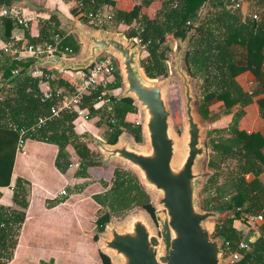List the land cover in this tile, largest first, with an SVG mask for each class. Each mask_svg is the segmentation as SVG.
Returning <instances> with one entry per match:
<instances>
[{"label": "trees", "instance_id": "1", "mask_svg": "<svg viewBox=\"0 0 264 264\" xmlns=\"http://www.w3.org/2000/svg\"><path fill=\"white\" fill-rule=\"evenodd\" d=\"M81 1L83 7H72L70 16H67L69 19L73 20L81 11L99 6L110 7L118 24L125 27L136 25L124 33L127 38L140 35L144 40L151 41L149 62L147 65H141L144 75L151 80L170 76L167 60L172 53V47L170 44L164 45L167 37L174 41L178 38L184 40L194 23L199 21L189 40L183 59L184 67L194 82L201 80L202 97L196 103L201 121L212 124L223 116L231 115L225 130L209 129L205 131V136L211 140L212 150L220 161L225 164L235 161L236 166L235 172L231 169L225 172L227 191H220L217 186L214 190L211 189V192L216 193L218 200L216 203L203 204L202 207L208 211H224L222 219L213 225L210 235L212 238L222 236L223 242H229L230 251H237V244L243 239V235L236 229L235 223L247 226V218L258 213L264 202V186L260 181V176L264 174V135L259 131L247 134L245 129L238 127L244 116V108L252 102L256 104L258 116L264 118V0H252L255 12L247 17L234 8V0H140L139 4L127 10L117 9V0ZM156 1L161 2V8L155 18L149 19L144 12ZM2 2L0 1L1 4ZM4 4L6 7H13L11 0H4ZM204 10L205 13L202 14ZM78 20L83 21V18ZM1 22L5 27L1 38L8 43L11 27L8 28L7 23L12 21ZM62 28L56 16L39 19L38 35L35 39L26 35L27 44L50 42L54 35H60L61 47H68L74 54L77 53L78 42L73 39L72 34L64 37ZM104 28L108 30L107 27ZM32 65V60L17 61L0 52V189L12 187L15 206L9 209L0 206V264H5L13 256L16 239L12 238V233L21 228L28 206V181L16 178L14 184L11 183L20 131H26L24 140L53 144L58 148L55 167L60 172H65L69 165L65 156L68 145L79 160L82 176H85L88 167L96 166V163L91 161L92 152L88 147L92 140L87 137V132L78 134L75 131L80 124H73L74 113L64 112L36 128L35 132L27 131L36 125L38 118L48 115L51 105V101H41L38 79L27 72ZM246 69L254 75L255 80L244 90L236 81V77ZM43 70L51 76L54 72L55 79L50 82L52 86L55 80L66 92H73L74 89L62 79L60 72L47 71L46 68ZM15 72V77L9 80ZM115 76V84L111 87L121 88L119 71ZM96 95L97 92H92L86 96L82 106L89 109L92 117H98L94 125L100 127L104 123L107 127L102 142L113 145L121 133L127 132L135 142L141 143L140 125H134L127 117L129 114L135 115L138 111L134 102L130 98L119 99V95L113 97L114 122L111 123L112 113L92 108ZM174 124L176 130L177 121ZM206 164L214 170L217 168L211 161ZM106 173L110 176V187L92 197L100 208L107 209L95 218V238L103 231L111 213L123 211L122 215H125L134 209H143L152 218L154 213L150 195L142 189L133 174L118 168ZM215 174L207 175L209 183H216L219 176ZM247 175L250 177L246 178ZM103 182V185L108 183ZM229 190L231 192H228ZM207 191L210 192V189L205 184L199 194L201 199L204 198L203 193L208 196ZM224 193L227 200H224ZM151 208L152 211H149ZM121 217L123 216L118 219ZM256 230L259 236L252 243V250L249 253L238 251L242 257L236 264H264V221ZM100 257L103 264H111L104 254Z\"/></svg>", "mask_w": 264, "mask_h": 264}, {"label": "water", "instance_id": "2", "mask_svg": "<svg viewBox=\"0 0 264 264\" xmlns=\"http://www.w3.org/2000/svg\"><path fill=\"white\" fill-rule=\"evenodd\" d=\"M48 13L76 35L82 47L74 59L51 56L36 60L35 65L55 67L60 72H78L88 69L99 56L109 55L118 63L122 85L119 99L130 98L141 112L144 149L138 148L137 142L124 132L113 145L95 137L92 142L103 155L105 164L114 161L131 169L142 189L148 195H155L156 208L153 218L144 210L151 220L134 213L122 227H117L110 219L97 235L101 254L107 256L111 264H222L223 237L212 238L205 222L219 221L224 211L199 208L198 192L203 184L199 166L205 159L207 146L192 91V78L183 62L191 34L199 21L194 23L184 40L175 39L167 60L171 74L180 80L183 95L181 118L185 131L179 148L181 141L172 135L174 123L166 86L146 78L133 42L124 33L86 27L56 10ZM27 60L31 61L30 58ZM31 69L32 66L27 72ZM251 241L254 242V237Z\"/></svg>", "mask_w": 264, "mask_h": 264}, {"label": "rangeland", "instance_id": "3", "mask_svg": "<svg viewBox=\"0 0 264 264\" xmlns=\"http://www.w3.org/2000/svg\"><path fill=\"white\" fill-rule=\"evenodd\" d=\"M251 1L252 0H234L233 3L239 4V8H235V6L234 8L238 9V11H240L244 17L251 16V13H253L254 11ZM69 2H67V4L68 5L70 4V8H69L70 10L72 6H71V3ZM156 3H158V5ZM153 4L156 5V8H154ZM160 8H161L160 1L153 2L148 8H146L144 15H146V17L149 19H153L157 15ZM65 13L67 14L66 16L68 17L70 16L68 15V11H66ZM83 23H85V20L83 21ZM135 26L136 25H134V27ZM107 28L108 30H106L105 28L103 29H105L108 32H112V33H126V30H124L125 26L123 25H121V28H117V27L116 28L107 27ZM117 29H121V30H117ZM168 44L171 45L172 51H173L175 41L167 37V39L164 41V45H168ZM171 54L172 53H170L169 56H171ZM112 59L118 65L117 60H115L114 58ZM244 71L247 72V69ZM67 73L71 74V72H67ZM156 81L160 83H164L166 86V97H167L169 109L172 112V116H173L172 121L173 123L177 121V124H178L177 125L178 128L176 130H175V126H174V129L172 128V135L175 137L176 140H178V142L181 141V143L178 144L180 148L182 145V138L184 136V131H185V125L182 123V118H181L182 108H183V95L181 91L180 80L177 76H175L174 74H171L170 72V76L166 78L156 79ZM247 85L248 84L246 82V87L243 89L246 90ZM191 86H192V91L195 97V104H196L202 97L201 80H197L195 82L191 80ZM121 92H122V88H121V91L118 93V95H120ZM1 96L3 97V95ZM251 104L246 106V112L249 109V106ZM252 107L253 106H251L250 109H252ZM250 109L248 110L247 113H249ZM128 121H132V122L139 121L140 126H141V112L138 110L135 115H132V117L128 118ZM90 123H93V122L89 121V122L81 123L75 131L78 134L79 133L83 134V132H87L88 133L87 137H89L91 140L93 137H95L96 139H99L100 141L105 139V135L107 131V127L105 126V124L103 123L99 128H97L99 130H97L95 126H91ZM201 123L204 128V135H205V131L211 129L212 124L203 123L202 121ZM124 133L128 134L127 132H124ZM128 136L131 137L130 134H128ZM205 143L207 144L206 145L207 146L206 156H205L204 161H202L201 165L199 166V169L203 175V184L201 186L200 191L198 192V203H199V208L201 210L208 211V210H205L202 207V205L209 204L210 202L216 203L218 200L217 195H215L216 194L215 192H213L214 195H211V189L214 190L215 187L217 186V188L220 191H223V192L227 191L226 190L227 184L224 181L225 172L229 169L235 172L236 166H235V161L234 162L231 161V163L229 164H225L222 161H220V159L217 157V155L212 150V144H211L212 142L209 138L206 137ZM137 146H139L138 148L140 149L145 148V143L143 139L141 143H137ZM88 147L90 149V152H92L91 161L95 162L96 166L88 167L85 170V173H84L85 176H82L80 174L81 173L80 165H79L80 167L76 169L67 168L65 172H60L59 170L56 169L58 173L61 175L67 174L69 177H75L76 175V178L80 177L82 179L81 181H74L72 186H68L69 183L65 182L64 179L62 180L58 179V174L56 173V170H55L56 168L55 159L56 158L50 159L51 156H49V158H45V161L41 163L42 167L39 171H36L37 167H33L32 169H29V171H33L37 175L36 176L33 174L31 177L32 180H35L37 183H39V185L43 186V188L51 189L55 193V196H57V198H60L58 200L56 199V203L63 202L67 198L69 199V203H73L71 207L70 206L60 207L59 206L60 204L49 206V209H52L55 207L56 208L52 212L48 210L49 211V214L47 215L48 219H44L42 228L47 229V230L41 229L38 232L40 235H37V237L34 239L35 243L38 241H41L40 246L45 245V249L44 250L39 249L31 253V256L37 259V261L39 262L38 264H54L56 262V259H58V263L64 262L66 260V261H71V262L72 261L73 262L82 261L83 264H86V260H87L88 264H93L89 262L90 259L93 260L92 254L95 256L97 255V257L100 254L97 249L96 251H93L92 254L90 252V249L95 245V241H97L96 240L97 238H95L96 235L95 236L94 234L92 235L90 229L94 227V221H95L96 216H98L99 214H102L103 211H107V209L100 208L98 211H96V213H91L92 212L91 203H93V206L96 205L94 200L91 199L92 195L95 193L105 192V190H107L110 187V184H109L110 176H108L106 172L111 173L113 172L114 169L118 168L120 170H125V171L130 172L131 174H133V176L136 177V175L131 171V169H129L126 166L120 165L114 161H111L105 164L103 162V155L99 152V150L96 148L93 142L88 143ZM65 153H66L65 156L68 159L67 164L68 163L70 164L71 161L74 162L75 160L79 162L77 156L73 153V150L69 145L67 146ZM207 161L213 162L216 165L218 170H213L212 168L207 167V164H206ZM62 163H64L63 160H62ZM212 171H215L214 172L216 173L215 175L219 176L218 180L214 184L209 183V178L207 177L208 174L213 173ZM103 181H107L108 183H106V185H103L104 184ZM205 184H206V187L210 189V192L207 191L208 192L207 197L205 196L206 194L203 193L204 198L202 195L203 199H201L199 194L201 190H203V187ZM41 189L42 188H40L39 191H41ZM223 189H225V191ZM61 191H64L65 195H61ZM228 192H231V191L229 190ZM74 195H77V198L81 201L80 204H76L74 202L73 200ZM224 196L226 197L225 193H224ZM150 199H151V205L155 209L156 208L155 195L151 194ZM34 200H35L34 207L32 209L37 214L40 213V215H42V212L46 210V208L45 209L41 208L42 197L41 195H39L37 188H36ZM37 205L38 207H36ZM95 207L97 208V206ZM149 211H152V208L149 209ZM134 213H140L144 217H147L148 220L150 219V216L146 212H144L143 209H134L132 211L127 212L125 215H122L124 214L123 211H120L117 213H111L110 219L116 223L117 227H122L128 222L129 218ZM91 216H93L94 218ZM120 216H123V217L118 219ZM84 219L88 220L85 222L87 225V228L85 227V225L81 224V222L83 223ZM216 222L217 221H212V220L205 222V227L208 229L209 233L212 232L214 228L213 225L216 224ZM236 225L239 226L240 223L236 222ZM88 226H89V229H88ZM81 227H84V228H81ZM154 229L156 232L157 231L156 225H154ZM54 246H60L61 248L66 249L67 251H46V249H50ZM61 254H62V261L60 262Z\"/></svg>", "mask_w": 264, "mask_h": 264}, {"label": "crops", "instance_id": "4", "mask_svg": "<svg viewBox=\"0 0 264 264\" xmlns=\"http://www.w3.org/2000/svg\"><path fill=\"white\" fill-rule=\"evenodd\" d=\"M0 1H3L2 4L0 3V9L1 8H7L10 10V14L12 15L9 17H0V52H2V49L6 44H12L13 47H21V46L26 45L28 43V39H26V37H25L26 35H28L29 38L35 39L38 35V21H39V19H46L48 16H51V15H49L48 12L56 10V11L60 12L61 14H63L66 18H68L66 16L67 14L65 13L66 11H68V15H70V10H69L70 4L69 5L67 4V2H69V1H63V0H11L13 7H10V8L6 7V5L4 4V0H0ZM73 1L74 0H70V2H69V3H71L72 7L75 6V2H73ZM139 3H140V0H117L115 7L117 9H120V10H127V9H130L133 5L139 4ZM156 4L158 5V3H156ZM99 8L103 9L101 6H99ZM154 8H156V5H154ZM13 16L21 17L24 20H26L29 24V28L25 30V29H22L21 27L16 26ZM1 20H6V21L11 20L12 21L11 23H7L8 28L11 27L10 28V42H8V43H6L1 38V34L3 33V31L5 29L4 24H2ZM69 20H71V19H69ZM72 21H75V22L80 23L81 25H84L81 23L80 20H78L77 17H75ZM61 24L63 27L62 28V32H63L62 35L65 37V36H68V34H72L73 39L76 40L79 44L78 52L75 54L72 53V55L70 57H68L66 60L74 59V58L78 57V55L80 54L82 44L76 35H74L65 25H63L62 22H61ZM6 55H8V54H6ZM103 55H106V54H103ZM33 62L35 65V61H33ZM47 68H50L51 71H53V70L58 71L55 67L47 66ZM58 72H60V71H58ZM67 72H71V74H68ZM83 72L84 71H78V72L64 71V72H60V76L62 77V79L65 82L70 84L71 87L74 89V87L79 83ZM52 74H53L52 75L53 79H55L54 72H52ZM236 79H237L239 85L242 88H245L246 82L248 84L249 82L254 81L255 77H254V75H252V73H250V71L249 72L247 71V72H244V73L238 75L236 77ZM53 84H54L53 85L54 87H58V88L65 90L63 87L58 86V84L55 82V80L53 81ZM247 87H248V85H247ZM121 88H122V85H121ZM121 88L118 87L116 89L115 96L118 95V93L121 91ZM118 98H119V96H118ZM251 106H253L252 109H250ZM249 109H250V111H249V113H247ZM249 109L246 112V107L244 108V116L242 117V119L240 120V122L238 124L239 129H245L247 134H250L251 132H254V131H259L264 135V118L262 119L258 116V110H257L255 102H252V104L249 106ZM88 112H90L89 109H88ZM91 115L92 114H90V116ZM127 117L130 118V117H132V115L129 114ZM97 118H98L97 116H93L92 120H91L93 123H90V125L95 126L96 129L99 128L98 126L94 125V122L96 123ZM230 118H231V115H226V116L221 117L220 120H218L215 123H212V128L210 130H215V131L225 130L227 124L230 121ZM97 130H99V129H97ZM57 153H58V148L56 146H53L52 144H47V143L28 140V139L25 140L23 152H17L16 153L13 171H12L11 183L13 182V184H14L16 178H20V179L28 181L30 186L28 188V193H29V195H28V206L25 209V219L21 225V228L18 231L12 233V238L16 239V246L14 248V252H13V256H12L11 260L6 262L5 264H38L39 262L37 261V259H35L31 256V253H33V251H37L39 249L40 250L45 249V245L40 246L41 241H38L35 243L34 239L37 237V235H40L38 232L41 229L42 230L44 229V228H42V226L44 223V219H48L47 215L49 214V211L52 212L56 208L55 207V208L49 209V206L60 204L59 205L60 207H66V206L71 207L73 205V203H69L68 198H67L68 200L65 199L63 202L56 203V199L58 200L60 198H57V196H55V193L51 189L43 188V186L39 185V183H37L35 180H32V178H31L33 174L34 175H36V174L33 171H29V169H32L33 167H37L36 171H39L42 167L41 163L43 161H45V158H49V156H51L50 159H55L57 156ZM70 163H74V162L71 161ZM68 169H76V168H69L68 167ZM55 170H56V168H55ZM215 170H217V168ZM212 172L214 173L215 171H212ZM56 173L58 174L59 180L64 179L65 182L69 183L68 186H72L74 181H81L82 180L80 177L76 178V175H75V177H69L67 174L61 175L58 173L57 170H56ZM249 177H250L249 175L246 176V178H249ZM260 181L262 182V184L264 186V174H262L260 176ZM36 188L39 192V195H41V197H42L41 208H44V209L46 208V210H44L42 212V215H40V213L37 214L32 209L34 207V201H35L34 197H35V193H36ZM40 188H42L41 191H39ZM0 193H1L0 206L7 208V209H9L11 207L14 208L15 206H14L13 200H12V194H13L12 187L0 189ZM96 194H99V193H95L93 195H96ZM93 195H92V197H93ZM73 200L76 204L81 203V201L77 198V195H74ZM95 206H97V208ZM95 206H93V203H91V207H92L91 213H96V211H98L100 209V206L98 204H96ZM36 207H38V205ZM54 213H56V212H54ZM91 217H93V216H91ZM86 221H88V220L84 219L83 223L81 222V224L85 225V227L87 228V225L85 223ZM83 225H81V226H83ZM235 226H236L237 230L241 231L245 243L248 244V248L246 251L249 253L253 248L252 247L253 242L251 240L254 237V241H256V239H258L259 233L257 232L256 229L254 231L248 230V228L242 224L237 226L235 223ZM81 228H84V227H81ZM88 229H89V226H88ZM44 230H47V229H44ZM90 230H91L92 235L94 234V236H95L96 233L94 231V227L91 228ZM263 239H264V237H263ZM96 249L99 251V254H100V255H98V257H97V255L95 256L92 254V252L96 251ZM46 251H67V250L61 248L60 246H54L50 249H46ZM90 252L93 256V260L92 259L89 260L90 263L103 264L101 261V257H100L101 252L97 246V241H95V245L90 249ZM28 256H30V257H28ZM241 257H242V255H241ZM61 261H62V254L60 255V262ZM54 264H83V262L82 261H80V262H76V261L73 262L72 261L71 262V261L65 260L64 262L58 263V259H56V262ZM86 264H88L87 260H86Z\"/></svg>", "mask_w": 264, "mask_h": 264}, {"label": "built area", "instance_id": "5", "mask_svg": "<svg viewBox=\"0 0 264 264\" xmlns=\"http://www.w3.org/2000/svg\"><path fill=\"white\" fill-rule=\"evenodd\" d=\"M75 6L82 8L83 2L81 0H74ZM93 2V0L91 1ZM235 8H239V4L236 3ZM103 9L97 7L91 10L81 11L77 18H83L85 23L81 21L82 24L91 27V28H121V25L118 24L114 18V13L112 9L102 7ZM10 10L7 8L0 9V17H9ZM14 17L16 26L21 27L22 29H28L29 24L26 20L21 17ZM125 27L124 30L129 31L133 28ZM121 30V29H117ZM143 29L140 30L142 32ZM122 32V31H121ZM62 37L60 35H54L50 42L39 43V44H26L21 47H13L12 44H6L3 49V54H8L14 60L23 61L31 59L36 61L38 59H45L51 56H59L62 59H67L72 55V50L68 47H61L60 41ZM133 42L134 47L137 49L139 54V60L141 65H147L149 62V45L151 44L150 40H144L140 35L135 36L134 38H127ZM168 64V63H167ZM46 68L47 71H50V68L39 67L33 65L30 70V74L33 78H37L39 82V87L41 90V101H51L49 108V113L45 117H40L37 120L35 126L27 129V131L35 132L36 128L43 126L47 121L59 117L64 112H72L75 114L73 124H81L90 121V112H88L87 107L82 106V101L86 96H89L92 92H97L95 99L92 104L94 110L103 109L108 113H112L111 123L114 122L113 119V97H115L116 89L111 86L115 84L116 72L118 71V65L109 55H101L91 64V66L86 69L79 83L74 87L73 92H66L65 90L54 87L51 85L53 77L49 75L46 71L43 70ZM16 75V72L14 73ZM252 82H249L250 85ZM117 95V94H116ZM134 125H140L139 121H133ZM26 131H20V137L17 145V152H23V147L25 140L23 135ZM69 168H78L79 163L74 161L70 163ZM61 195H65L64 191H61ZM211 195H214L211 192ZM224 200H227L224 197ZM264 221V202L261 205V209L258 213L252 214L247 218V228L248 230L254 231L262 222ZM2 225H0L1 227ZM223 249V262L222 264H236L240 258L241 254L238 251H246L248 244L245 243L244 239L237 244V251H230L229 242H222L221 244Z\"/></svg>", "mask_w": 264, "mask_h": 264}, {"label": "bare ground", "instance_id": "6", "mask_svg": "<svg viewBox=\"0 0 264 264\" xmlns=\"http://www.w3.org/2000/svg\"><path fill=\"white\" fill-rule=\"evenodd\" d=\"M177 155H178V153H177ZM177 155H176V161H177V157H178Z\"/></svg>", "mask_w": 264, "mask_h": 264}]
</instances>
